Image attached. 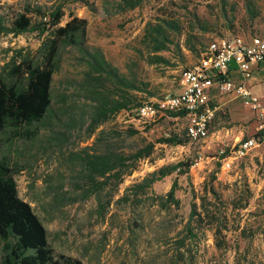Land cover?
Wrapping results in <instances>:
<instances>
[{"label": "rangeland", "instance_id": "374dc122", "mask_svg": "<svg viewBox=\"0 0 264 264\" xmlns=\"http://www.w3.org/2000/svg\"><path fill=\"white\" fill-rule=\"evenodd\" d=\"M125 1L138 7H126ZM27 4L62 6V26L71 15L86 20L89 48L100 49L125 81L140 90L93 80L98 75L89 71L84 56L67 48L53 77L47 117L3 133L0 159L13 170L19 197L44 225L55 255L83 264H170L192 205L201 212L202 198L213 202L209 193L214 189L222 202L237 209L229 208L227 246L221 250L203 223L206 234L192 246L196 264H264V144L241 152V145L257 133L256 118L253 128L235 127L223 108L212 116L209 135L200 141L185 134L192 119L167 112L142 116L139 110H124L93 131L89 98L93 92L102 94L104 86L112 99L156 107L180 93L182 75L199 62L210 42L238 35L264 38V0H0V18L10 21ZM153 39L164 44L163 51L152 52ZM45 40L36 33H0V78L11 81V70L23 59H38ZM151 57L164 62L151 65ZM171 134L183 135L187 144L157 143ZM148 143H155L152 155L138 161L117 187L111 180L101 190L103 180L90 182L73 159L75 153H102L106 146L117 155H132ZM181 162L191 165L188 174L175 172L142 193L129 190ZM175 182L180 206L163 210L159 197H166ZM124 197L131 202L120 201ZM3 247L0 243V264Z\"/></svg>", "mask_w": 264, "mask_h": 264}, {"label": "trees", "instance_id": "16d2710c", "mask_svg": "<svg viewBox=\"0 0 264 264\" xmlns=\"http://www.w3.org/2000/svg\"><path fill=\"white\" fill-rule=\"evenodd\" d=\"M125 6L136 8L138 3L125 1ZM65 15L62 6L47 8L27 4L21 11L16 12L10 21L0 18V33L16 36L36 33L41 37L46 36L38 59H23L11 70V81L0 78V148L3 133L7 128L19 129L23 126H32L47 117L52 108L53 77L59 67L62 51L67 48L75 49L84 56L83 60L89 71L98 75V78L93 80L105 79L140 91L135 83L125 81L119 70L105 58L100 49L89 48L88 22L71 15L70 20L62 26ZM167 25L173 27L171 23ZM153 42L156 44L152 48L153 53L164 50L163 43H157L154 39ZM161 62H164L161 57H151L148 60L151 65ZM102 89L104 91L102 94L93 92L89 95L94 104L91 111L93 131L101 127L113 114L141 108L130 105L124 100L112 99L109 89L104 86ZM167 113L172 118H187L185 112ZM137 133L135 131L133 135ZM187 142L185 137L179 134H171L157 141L158 144L169 146H184ZM154 149L155 143H148L132 155H117L110 150L109 146H106L102 153L98 152L96 155L75 153L73 159L82 166L90 182H95L97 179L103 180L100 183L102 190L111 180H114L116 187L121 185L125 177L136 169V163L151 156ZM183 167H186L185 171H182ZM190 167L191 165L181 162L162 168L129 190L142 193L146 188L152 189L155 183L175 172L179 175L188 174ZM176 191L177 183L175 182L166 197H159L161 209L167 210L170 206L177 208L180 206V201L175 197ZM209 194L214 198L213 202H208L206 197L202 198L201 212H198L196 204L192 205L189 222L184 228V237L176 241V255L171 259L170 264H196L192 246H198L202 237L205 236L207 228L203 227L204 222L214 232L217 249L221 250L227 246V235H224V232L228 231L229 208L234 206L233 208L237 209V207L222 202L214 189H211ZM98 201L102 205L99 198ZM120 201L131 202L128 197ZM0 243L4 244L2 264H83L81 260L72 257L55 255L48 242L47 230L31 205L19 197L14 172L1 159Z\"/></svg>", "mask_w": 264, "mask_h": 264}, {"label": "built area", "instance_id": "2783aa9c", "mask_svg": "<svg viewBox=\"0 0 264 264\" xmlns=\"http://www.w3.org/2000/svg\"><path fill=\"white\" fill-rule=\"evenodd\" d=\"M264 62V38L259 36H234L210 42L201 53L197 64L182 75L181 91L175 96L162 99L156 107H142V116L160 112H185L192 119L186 127L191 141L206 139L209 135L208 123L217 112L211 101V91L216 86L222 94L238 91L251 106L258 121L255 137L241 145V152L253 150L264 143V102L253 96L245 85L236 86L229 79V68L233 64L243 74L251 75V66Z\"/></svg>", "mask_w": 264, "mask_h": 264}, {"label": "crops", "instance_id": "0c3cea01", "mask_svg": "<svg viewBox=\"0 0 264 264\" xmlns=\"http://www.w3.org/2000/svg\"><path fill=\"white\" fill-rule=\"evenodd\" d=\"M251 71L250 77L248 79H244L243 74L236 67V65L233 64L229 68V79L236 86L245 85L253 96L264 102V62L252 65ZM211 101L213 107L217 109V112L221 111L223 108L229 110L232 123L235 127L250 125V127L253 128L254 123L256 125V122H253L256 118L255 113L252 111L251 106L246 103V99L242 97L238 91H234L230 94H222L215 86L211 91Z\"/></svg>", "mask_w": 264, "mask_h": 264}]
</instances>
